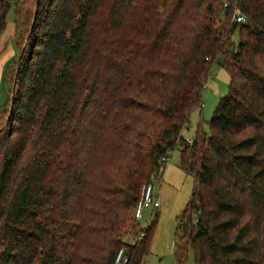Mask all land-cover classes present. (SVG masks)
<instances>
[{"label": "trees", "instance_id": "1", "mask_svg": "<svg viewBox=\"0 0 264 264\" xmlns=\"http://www.w3.org/2000/svg\"><path fill=\"white\" fill-rule=\"evenodd\" d=\"M20 52L0 113V264H112L120 247L141 264L156 220L122 235L176 147L193 185L175 264H264V0H34ZM216 59L227 94L187 143Z\"/></svg>", "mask_w": 264, "mask_h": 264}, {"label": "rangeland", "instance_id": "2", "mask_svg": "<svg viewBox=\"0 0 264 264\" xmlns=\"http://www.w3.org/2000/svg\"><path fill=\"white\" fill-rule=\"evenodd\" d=\"M33 7L34 0L12 1L6 16V25L0 32V38H4L1 45L15 34V41L19 48L26 36ZM17 8L19 11H17ZM16 15H19L17 25L19 26V22H21V27H19L21 30L17 31L15 30L17 28L15 27ZM232 38L234 42L237 41L236 33H234ZM13 69L10 71L9 81L11 80ZM228 80L229 76L225 68L220 65L218 59L214 60L209 66L208 76L201 90V106H194L191 109L188 123L181 131V136L186 142L188 139L192 140L195 138L196 126L199 123L204 134L206 136L210 134L208 123L219 99L227 94ZM5 108L7 107L4 106L3 109ZM178 150L179 148L176 147L169 152L168 161L162 165L159 173L157 171L151 177V183L158 193L159 209L155 211L151 208L143 209L142 216L138 221L132 216L128 222L125 234L122 235L124 241L131 243L134 241V236L132 235L133 231L129 230L130 228L135 227L136 230L139 226L145 227L153 220H156L149 253L145 255L141 264H175L174 252L178 238L176 229L178 218L190 197L193 185L192 175L179 166L180 154ZM155 212H157L156 218L154 217ZM192 263V253L189 252L188 264Z\"/></svg>", "mask_w": 264, "mask_h": 264}, {"label": "built area", "instance_id": "3", "mask_svg": "<svg viewBox=\"0 0 264 264\" xmlns=\"http://www.w3.org/2000/svg\"><path fill=\"white\" fill-rule=\"evenodd\" d=\"M224 6L227 4L224 3ZM232 21L238 23L246 22V17L242 15L237 8H234L231 15ZM188 143H191L192 140L188 139ZM168 161V157L164 156L162 158V163H166ZM159 173V172H158ZM160 207L158 193L155 191L154 186L151 182L144 183L140 188V195L138 200L136 201L133 208V218L138 221L142 216V211L145 208H151L152 210H158ZM127 262V257L124 255V247H120L113 259L112 264H124Z\"/></svg>", "mask_w": 264, "mask_h": 264}, {"label": "crops", "instance_id": "4", "mask_svg": "<svg viewBox=\"0 0 264 264\" xmlns=\"http://www.w3.org/2000/svg\"><path fill=\"white\" fill-rule=\"evenodd\" d=\"M3 40L4 38H0V113L8 102L10 86L9 74L11 69L15 66L19 49L15 41V34L10 36L9 39L1 45Z\"/></svg>", "mask_w": 264, "mask_h": 264}, {"label": "water", "instance_id": "5", "mask_svg": "<svg viewBox=\"0 0 264 264\" xmlns=\"http://www.w3.org/2000/svg\"><path fill=\"white\" fill-rule=\"evenodd\" d=\"M21 55L22 53L20 52L17 56V67H16V70H18V67H19V64H20V60H21Z\"/></svg>", "mask_w": 264, "mask_h": 264}]
</instances>
